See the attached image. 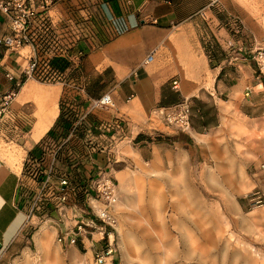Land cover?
<instances>
[{"label":"crops","instance_id":"crops-1","mask_svg":"<svg viewBox=\"0 0 264 264\" xmlns=\"http://www.w3.org/2000/svg\"><path fill=\"white\" fill-rule=\"evenodd\" d=\"M40 3H34L40 11L35 34H41L40 24L47 19L62 45L74 40L75 32L64 29L72 22H82L87 36L91 25L95 39L65 49L70 62L64 82H43L26 71L32 58L41 56V44L37 50L30 45L5 46L3 40L13 30L10 15L0 7V106L6 103L0 140L17 149L12 153L22 154L16 163L0 156V253L21 240L36 197L42 195L52 207L55 186L64 177L71 188L79 189L103 172L123 179L133 166L160 161L181 166L196 144L235 141L237 127L249 130L250 123L256 124L252 130H264V75L257 74L253 56L263 49L262 35L249 46L247 13L218 18L211 7L222 0H56L47 10ZM256 5L264 19V0H256ZM206 20L224 58L215 50L210 57L201 40L198 27ZM122 24L128 27L124 32L119 31ZM152 52L154 61L144 64ZM198 68L203 83L198 101L209 103L214 119L209 121L205 107H195L193 130L174 131L157 108L189 98L184 86L190 70ZM174 79L180 80L179 90L172 85ZM105 95H111L113 103L92 108V101ZM41 101H56L58 110L48 129L36 137ZM75 195L71 192L72 201ZM78 205L88 223L87 204L79 199ZM95 205L104 208L99 202ZM54 214L46 222L54 229L44 233L48 244L75 224L71 213L66 220ZM94 226L87 227L77 244H61L69 258L90 260L112 245L111 226L98 219ZM116 261L113 254L104 264Z\"/></svg>","mask_w":264,"mask_h":264},{"label":"rangeland","instance_id":"rangeland-1","mask_svg":"<svg viewBox=\"0 0 264 264\" xmlns=\"http://www.w3.org/2000/svg\"><path fill=\"white\" fill-rule=\"evenodd\" d=\"M222 1L211 7L214 14L222 19L247 13L249 46L256 36L262 35L260 48L264 49V19L257 12L256 0ZM239 2L245 3L244 10ZM207 22L198 27L203 32L201 40L206 49L215 50L224 58V49ZM239 24L238 19L234 29ZM65 28L75 32L76 43H89L94 31L90 25L87 36L82 22L69 23ZM255 65L257 74H261L257 62ZM200 71L190 70L185 95L193 112L195 107H205L209 121H213L212 107L198 101L203 86L197 76ZM210 79L208 75L207 81ZM251 127L256 128V124L250 123L249 130L238 126L235 141H213L208 147L196 144L186 152V163L181 166L166 161L133 166L123 179H114L118 201L111 211L116 219L111 226V246L116 264H254L256 258L258 264H264V130L254 131ZM15 150L0 140L3 159L8 161L5 152ZM54 213L55 209L48 208L32 216L21 240L0 253V264H96L95 257L69 258L59 236L51 238L48 246L44 244V233L54 230L52 222L46 223ZM211 225L226 227V238L241 248L243 256L233 250L225 253L211 248L201 236ZM49 250L54 262L47 257Z\"/></svg>","mask_w":264,"mask_h":264},{"label":"built area","instance_id":"built-area-1","mask_svg":"<svg viewBox=\"0 0 264 264\" xmlns=\"http://www.w3.org/2000/svg\"><path fill=\"white\" fill-rule=\"evenodd\" d=\"M56 0H41L40 7L47 10L55 4ZM35 0H0L2 10L10 15L13 34L6 36L3 40L8 48L17 49L24 45H30L37 50V45L41 44V56L34 57L30 61L26 71L30 76L47 83H62L65 81L66 69L69 66L68 49L69 45L76 43L75 38L70 44H60V38L55 33V29L50 21L44 19L41 26V34L37 35L32 32L35 20L40 13L39 7L35 6ZM128 29L125 24L120 26L119 31L124 32ZM79 39V37H78ZM91 41L95 39L91 36ZM65 46V47H64ZM80 52L78 55H82ZM254 60L257 62L260 72L264 75V49H259L254 53ZM155 59V53H150L144 64H150ZM173 87L180 89L178 79L173 81ZM8 99H5L7 102ZM113 103L111 95H105L100 99L92 101V108L110 106ZM6 103L0 108V115L5 110ZM157 112L162 116L165 125L177 132L190 133L193 130V108L189 98H182L176 103L169 105H161L157 108ZM56 194L53 209L57 212L61 220H66L68 214L71 213L75 224L70 229H65L59 237L58 241L64 244H77L78 238L87 233V227L94 228L95 219L102 221L105 225L114 227L116 219L112 214V209L118 201L117 185L110 175L99 173L93 177L90 182L79 189L71 188L70 181L67 177L60 180L55 186ZM71 192L75 195L76 200H71ZM81 194V195H80ZM79 199L87 204L90 210L89 222L86 223L82 219V212L79 208ZM95 202L104 205V208L97 207ZM51 203V201H50ZM49 200L42 195L36 197L32 202L30 215L34 216L37 212L46 211L48 209ZM114 249L109 246L105 251L99 252L95 261L96 264L106 263V259L112 256Z\"/></svg>","mask_w":264,"mask_h":264},{"label":"bare ground","instance_id":"bare-ground-1","mask_svg":"<svg viewBox=\"0 0 264 264\" xmlns=\"http://www.w3.org/2000/svg\"><path fill=\"white\" fill-rule=\"evenodd\" d=\"M57 110H58V105H57L56 101H55V103L54 102L52 103L51 101H41L40 107H39V113H38V115L40 116V122L37 126L36 137L40 136L42 133H44L45 130L48 129L50 123L52 122V120L56 116ZM21 155L19 156L17 154V152L16 153H10L9 155H6L7 156L6 158L9 161L16 163L17 161H19V159H20L19 157H21ZM16 167L18 168V166H16ZM226 231H227L226 227L224 228L220 225H211L210 227H208V229H206L204 232L201 233V236L208 244L211 245V248H215L216 250H222L225 253H228L230 250H233L234 253L239 254L242 257L243 255L241 253L242 252L241 248H238V246L236 244H232L231 241L228 238H226V236H225ZM45 242H46V240H45ZM45 245L48 246V243L46 242ZM51 252L52 251L49 250L50 255L47 253V257H48L49 261L54 262L55 257L53 255V253L51 255ZM236 256H238V255H236ZM258 262H259V260L256 258L254 264H258Z\"/></svg>","mask_w":264,"mask_h":264},{"label":"trees","instance_id":"trees-1","mask_svg":"<svg viewBox=\"0 0 264 264\" xmlns=\"http://www.w3.org/2000/svg\"><path fill=\"white\" fill-rule=\"evenodd\" d=\"M207 51L209 52V54H210V57H213V55H215L214 54V50H212V49H207Z\"/></svg>","mask_w":264,"mask_h":264}]
</instances>
